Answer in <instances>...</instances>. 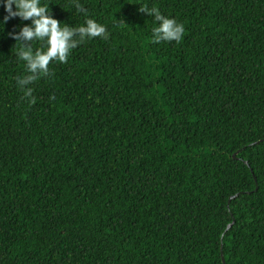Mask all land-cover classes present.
Here are the masks:
<instances>
[{
	"label": "trees",
	"instance_id": "16d2710c",
	"mask_svg": "<svg viewBox=\"0 0 264 264\" xmlns=\"http://www.w3.org/2000/svg\"><path fill=\"white\" fill-rule=\"evenodd\" d=\"M41 2L107 38L22 90L0 6V264H264V0Z\"/></svg>",
	"mask_w": 264,
	"mask_h": 264
},
{
	"label": "clouds",
	"instance_id": "9594fccd",
	"mask_svg": "<svg viewBox=\"0 0 264 264\" xmlns=\"http://www.w3.org/2000/svg\"><path fill=\"white\" fill-rule=\"evenodd\" d=\"M78 10H83V6L75 0ZM0 6L4 7L7 16L4 22L10 19L20 18L21 21H30L17 32L11 33V38L19 45L17 57L25 62L29 75L17 81L18 86L23 90L26 85L40 77L49 75L50 62H67L70 52L77 46L79 41L74 36L79 34L80 40L93 39L97 37L107 38L104 25L97 23L93 19H87L84 26L73 29L69 26H62V23L53 18L46 5L41 0H0ZM15 8V10H13ZM139 11L149 16H154L159 26L152 30V42H179L184 35V26L175 19L165 17L159 9L149 8L146 4L140 6ZM37 40L45 45L35 52L30 46L31 42ZM27 97L32 96V89L25 90Z\"/></svg>",
	"mask_w": 264,
	"mask_h": 264
},
{
	"label": "water",
	"instance_id": "95a60500",
	"mask_svg": "<svg viewBox=\"0 0 264 264\" xmlns=\"http://www.w3.org/2000/svg\"><path fill=\"white\" fill-rule=\"evenodd\" d=\"M259 143H260V142H259ZM234 159H237V155L234 156ZM245 163L248 164V162H245ZM237 197H238L237 195H236V196H232V197L230 198L229 205H230V202H231L232 200L236 199ZM233 224H234V223H233ZM231 227H232V225L229 226L228 230H229ZM223 262H224V264H226V263H225V260H224V257H223Z\"/></svg>",
	"mask_w": 264,
	"mask_h": 264
}]
</instances>
